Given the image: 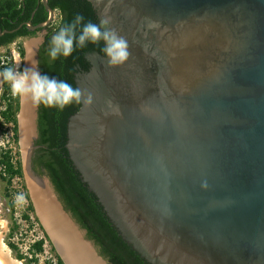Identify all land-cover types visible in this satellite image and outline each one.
<instances>
[{"label": "water", "instance_id": "95a60500", "mask_svg": "<svg viewBox=\"0 0 264 264\" xmlns=\"http://www.w3.org/2000/svg\"><path fill=\"white\" fill-rule=\"evenodd\" d=\"M40 1L48 16L29 30L53 20ZM89 1L132 55L109 66L88 52L90 67L75 74L93 95L67 119L65 147L81 180L148 264H264V0ZM29 39L23 68L40 71L39 38ZM25 99L18 145L43 230L64 264H111L48 178L30 170L39 106L30 100L26 115ZM33 182L47 193L40 206Z\"/></svg>", "mask_w": 264, "mask_h": 264}, {"label": "trees", "instance_id": "16d2710c", "mask_svg": "<svg viewBox=\"0 0 264 264\" xmlns=\"http://www.w3.org/2000/svg\"><path fill=\"white\" fill-rule=\"evenodd\" d=\"M48 4L59 12V20L56 24H49L46 27L47 33L38 49V67L41 73L49 76H55L57 79L65 80L74 88L75 74L78 71L88 68V61L85 55L88 52L97 51L104 54L101 49L103 42L99 46L89 43L85 48H77L73 54L67 58L59 57L52 61L48 55L51 37L64 24L71 22L76 14H82L84 22L91 20L98 23L96 10L89 0H48ZM48 16V12L40 0H0V31L13 30L11 33H3L0 36V45H8L13 41L27 36H34L38 30H29L26 23L30 21L33 25L43 22ZM22 24L21 27L19 25ZM19 53L24 57V48L19 46ZM1 59V57H0ZM0 60V71L4 67ZM2 94L0 98V132L5 131V124L12 125V136L16 144V158L13 160L10 150L0 148V165L3 172L0 171V177L7 183L11 184L13 178L22 179L24 195L28 200L27 209L33 212L34 208L23 181L22 163L20 160V151L18 148V128L17 112L19 101L17 97L11 94L8 84L3 83ZM80 105L73 104L66 107L63 111L55 108H46L43 105L38 107L37 132L38 138L35 140L37 148L34 150L32 164L35 171L41 173L44 168L50 178L64 209L71 214L79 226L85 230L86 237L93 241L98 254L105 258L111 264H148L140 255L135 252L118 234L114 226L109 221L102 206L97 201L95 195L88 190L87 185L81 180L77 170H75L65 147L67 139V119L75 113ZM13 208V204L11 205ZM24 219L29 220L27 214L23 215ZM35 220L41 230L43 227ZM16 226L11 228L9 237H11ZM46 240H48L51 250L54 252L56 264H64L60 256L55 251L47 234L43 230ZM45 239L36 240L31 245V250L40 253L43 250ZM9 248L18 250L12 242H7ZM18 259L26 258L27 263L31 264L36 261L35 256H24L17 254Z\"/></svg>", "mask_w": 264, "mask_h": 264}, {"label": "clouds", "instance_id": "9594fccd", "mask_svg": "<svg viewBox=\"0 0 264 264\" xmlns=\"http://www.w3.org/2000/svg\"><path fill=\"white\" fill-rule=\"evenodd\" d=\"M95 2L99 3V0ZM84 21V16L78 13L71 22L64 23L51 37L48 55L52 61L61 56L67 58L77 48L83 49L89 43L99 46L101 42L104 45L101 51L107 57L109 66H122L129 60L132 55L129 43L115 28L110 27V17L102 15L99 23ZM3 83L9 85L14 97L30 98L37 107L43 105L63 111L73 104L90 106L93 103L91 92L74 88L65 80L42 74L31 67L21 70L19 63L16 67H4L0 71V84ZM14 200L17 205L26 203L23 193H17Z\"/></svg>", "mask_w": 264, "mask_h": 264}, {"label": "rangeland", "instance_id": "374dc122", "mask_svg": "<svg viewBox=\"0 0 264 264\" xmlns=\"http://www.w3.org/2000/svg\"><path fill=\"white\" fill-rule=\"evenodd\" d=\"M58 20H59V13L58 11H55L52 23L56 24ZM34 38L37 39L39 37L35 36ZM24 44L25 43L23 41H17L10 48L1 50L0 60L3 61L4 66H6L5 64L7 65L11 64L12 67H16L17 63H19V67L21 68V70L23 69L24 57L20 56L19 46L22 45L24 47ZM28 44L35 45L34 42ZM17 98L19 101V97ZM3 106L4 105L2 104L0 106V109H2ZM11 127L12 125L10 123H7L4 126L5 131L0 132V148L3 150H10L13 160H15L16 158L15 153L17 148L13 140ZM21 159L22 158L20 154V160ZM2 168L3 167L0 165L1 172H3ZM17 193L24 194L22 179H20L19 177H15L13 178L12 183L9 185L0 177V234H1L2 242L9 249L10 256L13 259H16L17 261H20L21 264H28V263L26 258H22V259L17 258V254L19 253L28 257L35 256L36 261L32 262L31 264H56L55 263L56 258L54 252L51 250L50 244L44 236L43 229L41 230V228L39 227V225L35 220V217L37 218L35 211L33 210V212H31L27 209V205H28L27 199L24 205L22 206L17 205L14 200V197L16 196ZM12 204L14 206L13 208L11 207ZM24 214H27L29 216V220L24 219L23 217ZM38 223L41 224L39 220ZM14 226H16L17 229L14 231L13 235L9 237L11 228H13ZM41 238L45 239L43 250L40 253H36V255H34V251H32L30 247L36 240ZM7 242L14 243L17 246L18 250L16 251L9 248Z\"/></svg>", "mask_w": 264, "mask_h": 264}, {"label": "flooded vegetation", "instance_id": "af4514ba", "mask_svg": "<svg viewBox=\"0 0 264 264\" xmlns=\"http://www.w3.org/2000/svg\"><path fill=\"white\" fill-rule=\"evenodd\" d=\"M54 10H55V9H54ZM55 11H57V10H55ZM58 13H59V12H58ZM54 14H55V12H54ZM53 18H54V17H53ZM52 21H53V20H52ZM98 23H99V20H98ZM50 24H53V23L51 22ZM46 27H47V26H46ZM46 27L43 28V29H39V30L37 29L38 31H36V33H35L34 36L23 37V38H20V39L17 40V41H23V42L25 43L29 38H34L35 36H37V37H39V43H38V45H37V47H38V49H39V48H40V45L42 44V42H43V40H44V35L47 33ZM32 31H34V30H32ZM1 35H2V34H1ZM1 35H0V36H1ZM17 41H13V42L9 43L8 45H0V52H1L2 49L10 48V47H11L12 45H14ZM23 48H24V47H23ZM0 56H1V54H0ZM88 67H90V64L88 65ZM79 72H81V71L76 72V74L78 75ZM2 89H3V85L0 84V98H1V94H2ZM36 148H37V146L34 148V150H35ZM34 150H33L32 154H31V158H30V170H31L32 173H34V175H35L36 177H38V178H43V177L48 178V184H49V186H50L51 188H53V191H54V193H55V195H56L58 201L60 202V204H61L62 207L64 208V206H63L61 200L59 199V196H58L57 192L55 191L54 186H53V184H52L50 178L48 177L46 171L44 170V168H41V173H39V172H37V171L34 170V168H33V164H32V158H33ZM22 171H23V178H24L23 165H22ZM24 181H25V178H24ZM25 186H26V184H25ZM28 194H29V193H28ZM30 201H31V199H30ZM31 203H32V201H31ZM32 206H33V204H32ZM33 208H34V206H33ZM34 211H35V209H34ZM72 218H73V217H72ZM73 219H74V218H73ZM84 235H85V238L88 239V238L86 237V232H85ZM88 240H89V239H88ZM90 241H91V240H90ZM91 242H93V241H91ZM93 245H94V248H95L96 252L98 253V251H97V249H96V247H95L94 242H93Z\"/></svg>", "mask_w": 264, "mask_h": 264}, {"label": "bare ground", "instance_id": "6f19581e", "mask_svg": "<svg viewBox=\"0 0 264 264\" xmlns=\"http://www.w3.org/2000/svg\"><path fill=\"white\" fill-rule=\"evenodd\" d=\"M25 103H24V107H25V113L26 115H28V110H29V106H28V103H30V98H27L25 99ZM25 128H26V131H27V134L29 133V122H28V118L26 120V125H25ZM30 185H33L34 188L33 189V193H34V198H35V201L37 202V205L40 206L43 199L47 196V193L45 191V193H43L42 191V187L38 182H33V183H30ZM44 190V189H43ZM45 196V197H44ZM5 254L7 255L10 259H12L14 262L16 260H14L11 256H10V252H9V249L6 247V245L2 242V238H1V234H0V264H5L3 262V260L1 259V256ZM17 264H21L20 261H16Z\"/></svg>", "mask_w": 264, "mask_h": 264}, {"label": "built area", "instance_id": "2783aa9c", "mask_svg": "<svg viewBox=\"0 0 264 264\" xmlns=\"http://www.w3.org/2000/svg\"><path fill=\"white\" fill-rule=\"evenodd\" d=\"M44 246V245H43ZM56 263V262H55Z\"/></svg>", "mask_w": 264, "mask_h": 264}]
</instances>
